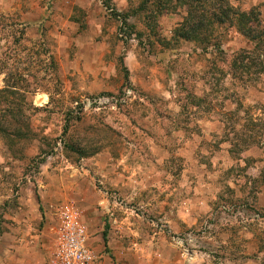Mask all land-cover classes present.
Here are the masks:
<instances>
[{
  "label": "rangeland",
  "instance_id": "374dc122",
  "mask_svg": "<svg viewBox=\"0 0 264 264\" xmlns=\"http://www.w3.org/2000/svg\"><path fill=\"white\" fill-rule=\"evenodd\" d=\"M238 11L263 29L264 0H0V87L36 83L1 115L23 129L0 132V264H46L69 200L100 264H264V51Z\"/></svg>",
  "mask_w": 264,
  "mask_h": 264
},
{
  "label": "built area",
  "instance_id": "2783aa9c",
  "mask_svg": "<svg viewBox=\"0 0 264 264\" xmlns=\"http://www.w3.org/2000/svg\"><path fill=\"white\" fill-rule=\"evenodd\" d=\"M57 212L47 264H100L98 254L87 244V228L75 201L60 204Z\"/></svg>",
  "mask_w": 264,
  "mask_h": 264
},
{
  "label": "trees",
  "instance_id": "16d2710c",
  "mask_svg": "<svg viewBox=\"0 0 264 264\" xmlns=\"http://www.w3.org/2000/svg\"><path fill=\"white\" fill-rule=\"evenodd\" d=\"M253 22H255V19L253 20V18H251L246 12L239 11L238 15L234 17L233 21L234 25L238 28L239 32L243 33L245 36L249 37L253 41H256L257 44L263 47L264 51V27L263 29H257L256 24H254ZM15 24V22H12L11 26H14ZM205 25L206 24H201L202 28ZM192 32V30L188 31L186 37L189 38V36H193ZM21 34L22 36L16 37L15 41H13V44L18 43L21 37H24V29L21 30ZM51 63L52 65H54V67L57 65L54 59H51ZM6 67L7 66L4 63L0 62V75L5 72L4 68ZM126 76H128V70ZM3 81L5 82V84L4 86L0 87V132L4 133L6 127H9L10 129L12 128L14 129V131L21 132L23 129L21 126L16 125L13 127L14 122L12 123V121L6 122L5 120H2L1 115L3 114L4 116L6 114H9L12 116H18L20 112L18 110V107L22 105L20 104V99H23L25 97L26 92L33 93L35 91L34 89L36 87V83H31L23 77H17L13 74L5 76Z\"/></svg>",
  "mask_w": 264,
  "mask_h": 264
},
{
  "label": "crops",
  "instance_id": "0c3cea01",
  "mask_svg": "<svg viewBox=\"0 0 264 264\" xmlns=\"http://www.w3.org/2000/svg\"><path fill=\"white\" fill-rule=\"evenodd\" d=\"M36 256L33 257V255H30V258L26 259L27 264H44V252L42 253V250L40 253H36ZM47 264V263H46Z\"/></svg>",
  "mask_w": 264,
  "mask_h": 264
}]
</instances>
